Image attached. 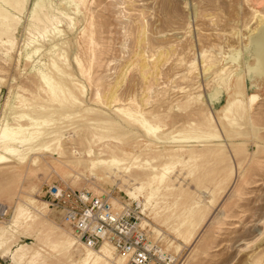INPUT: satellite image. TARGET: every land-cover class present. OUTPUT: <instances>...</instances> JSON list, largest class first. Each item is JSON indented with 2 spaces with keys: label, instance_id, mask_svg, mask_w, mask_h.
<instances>
[{
  "label": "rangeland",
  "instance_id": "1",
  "mask_svg": "<svg viewBox=\"0 0 264 264\" xmlns=\"http://www.w3.org/2000/svg\"><path fill=\"white\" fill-rule=\"evenodd\" d=\"M33 2L28 0L26 14L19 16L22 26L14 51L8 56L0 51V115L4 111L10 118L26 114L39 121L48 117L49 124L42 129L59 132L63 138L61 148L53 142L49 150L27 156L23 165H31L35 175L27 177L14 159L0 165V207L8 210L0 226L10 225L18 203L30 211V200L48 208L31 237L24 229L18 230L19 240L12 241L16 244L11 251L22 244L41 249L44 260L37 264L79 260V255L62 244L54 248L64 239L61 233L77 239L61 214L48 206L47 189L60 186L105 195L113 205H120L116 209L134 210L148 242L164 250L171 264H253L259 248L264 264V81L255 70L258 62L250 45L256 34L252 31L257 26L264 29V22L257 25L258 16L264 17V0H90L85 21L77 23V17H82L71 14L76 31L62 28L65 43L47 38L28 49L26 26ZM33 47L39 48L35 55L30 52ZM237 53L241 56L234 61ZM222 67L225 75L243 76L245 94L259 96L258 102L248 106L246 95L243 114L233 120L224 119L222 113L228 95L215 87ZM207 68L210 72H205ZM36 71L61 78L75 97L71 101L67 96L61 107L51 102ZM213 91L219 92L214 105L209 98ZM121 109L139 114L160 129L150 134L142 122L127 123ZM95 113L120 122L118 136L126 144L127 163L133 169L141 172L150 165L168 164L174 190L155 193L149 205L145 199L148 189L135 201L128 197L127 191L139 187L133 179L113 175L94 179L72 166L84 158L86 149L95 151L100 146L80 139V126ZM198 114L212 117L215 137L207 140L203 137L209 132L193 131L200 121ZM22 124L29 126L30 121ZM190 135L202 137L181 141ZM170 152H176L174 158L155 156ZM54 159L67 163L69 173ZM143 204L147 205L145 213ZM189 210L195 212L192 219H188ZM112 256L122 257L114 250Z\"/></svg>",
  "mask_w": 264,
  "mask_h": 264
},
{
  "label": "bare ground",
  "instance_id": "2",
  "mask_svg": "<svg viewBox=\"0 0 264 264\" xmlns=\"http://www.w3.org/2000/svg\"><path fill=\"white\" fill-rule=\"evenodd\" d=\"M89 1L90 0H34V2L32 3V7L28 12L29 13L28 24L26 26V35H28V38L25 43L26 48L30 49L31 46H33L36 43L39 44V42L41 41L45 42L47 38H51V41H55V42L56 40L61 42L64 41L63 37L65 36L64 33L65 31L62 30V28L66 27L69 31H71V33H73V30H75L76 28V22H75L76 20L71 16V14H73L74 16L76 15V17L77 16L82 17V18L77 17V23H81L82 21H85L83 19L84 14L85 12L87 13L88 11H90L88 8ZM27 5H28V0H0V51L1 52L3 51L2 54L5 56L10 55L11 51L12 50L14 51L15 49V48L13 49V47L16 42V33L18 32L19 28L22 26V20L19 18V16L26 14V11L28 10ZM82 10L85 11L82 12ZM258 18L260 19V21L259 23H257V25L258 24L263 25L264 17L258 16ZM252 32L253 33L256 32V34L250 40L251 43L250 45L253 54L258 62V65L256 66L255 70L262 74V81H264V29L262 27L257 26V28L254 29ZM69 40L70 42L72 41L71 39ZM30 52L32 55H35L39 52V48L33 47ZM31 54L27 56V60L31 58L30 57ZM204 56L205 55L202 54L203 62L205 60ZM239 56H241L240 53H237L236 57L233 60L237 61V58ZM61 61L62 60H60L59 63H62ZM207 61L209 66L210 61L209 60ZM76 63L81 69L82 74H84L81 61L79 59H76ZM52 65L57 71H59L58 67H56L55 62ZM202 65L204 66L206 64H202ZM40 69L42 70V68ZM209 70L210 68L209 69L207 68L205 72ZM228 71L230 72L231 70ZM225 72H226V68L224 67H222L218 72L219 75L216 72L219 78L218 81H216L215 87L220 91L225 92L228 95V100L224 105H222V113L224 114L223 116L224 119L232 118L233 120L235 116H241L243 114L245 110L243 98H245L247 94H245L243 76L241 74H236L232 76V74L228 75L229 73H227L226 76ZM38 73L40 80L43 82L45 87L43 88V91L46 93V95L48 96L51 102L58 103V105L61 107L66 105L65 103L67 102V96L71 98V101L72 98L75 97V96L73 97L74 94L72 90L69 88V86L66 83H64V81L61 78L59 77L56 78L42 71H38ZM214 74L215 73H213V75ZM217 76L213 78L215 79L217 78ZM210 93L211 94L209 95V98H213L212 103L214 105L215 103H217L215 96L219 92L213 91V93L212 92ZM258 98L259 96L257 94L247 95V103H248L247 105L251 106L255 104L256 101L258 102L259 100ZM74 103L75 101L73 102V104ZM205 106L207 105L205 104ZM8 108L9 111H12V108H10L9 105ZM121 111H122L121 115L123 118H126L127 123L129 121L133 123L142 122L145 128L148 130V133L150 134H155L160 129V127L151 125L150 122L140 118L139 114L133 113L131 111H127L125 109H121ZM4 112L2 113L3 115H0V165H7L11 163L13 159L17 160L21 164L20 168L26 170L27 171L26 176L29 177L30 175L33 174L31 165L30 166L23 165L27 156L30 154H35L38 151L49 150L50 149L49 145L53 142L56 144V146H59L61 148L62 147L61 138L63 137L62 135L58 134L59 132H46L42 129L43 126L49 124V121L47 120L48 117L42 118L41 121L30 118L26 114H21L13 118H10L9 115L7 116V114H4ZM85 112L88 113L89 111L86 110ZM200 114H198L200 121L198 125H195L193 131L197 132V134L204 132V135L209 132L208 135H205V137H203L206 138L207 140L210 137H215L216 134L215 133L213 134V132L215 131H213L214 128H212V120H211L212 117L211 116L205 117V115L207 114L206 113L205 115L203 114L204 117L202 116L203 117L202 118ZM91 117L92 118H90L88 121H86L83 125L80 126V129L83 131V134L80 137V139L84 140L87 144L93 143L95 147L97 145L100 146L95 151L92 149V147L86 149L84 153L85 154L84 158H78L76 160V163L74 164L70 163L72 166H75L76 169H79L83 172H87L94 179H98L100 178V176L108 178L109 176L112 175L121 176L124 178V180L133 179L138 183L139 187H137L133 191H127L128 197L135 201L140 198L144 190L148 189L150 192L147 194L145 199L149 205L151 199L153 198V196H155L154 195L155 193L160 191L170 192L174 190V187H176L174 184L175 180H173L172 178L170 179V175L168 172L170 171L171 167L168 164L151 166L148 163L150 166L141 169V172H138L139 171L138 168L133 169L131 163H127V161L130 158V154L127 151L128 150L127 147H125L126 144L124 145L122 143L123 142L122 138L118 136L119 134H121L120 131L122 130L121 125L119 124L120 122L104 119L102 114L95 113ZM26 119L30 121L29 126H25L22 124V122H24ZM91 121H93L94 123H89ZM234 125L235 124H233L232 126ZM95 131H97V133ZM196 136L190 135L188 137L182 138L184 140L181 141L192 140V139L199 140L202 137V135L200 137L197 136V138ZM175 153L176 152H170L167 155L158 153L155 156L160 160L166 157L167 159L168 157L169 159H171L175 157L174 155ZM52 161L61 163L62 169L69 173L70 167L69 165H67V163L55 159ZM133 161L135 162L136 160L134 159ZM35 162L36 161L34 160V164ZM161 167L162 170H159L161 169ZM29 202L30 205L33 206L32 208L33 211H30V209H27L23 205L18 203L14 208L10 225H8L7 227L0 226V256L2 258H8L12 264H37L44 260L43 255L41 253L42 250L38 248L36 249L35 247L30 246L28 244L18 245L14 250L11 251L12 245L16 244L15 242L19 240L18 237L20 235L19 236L15 235L17 234L18 230L24 229V232H28L29 233L28 236L31 237L34 234V229H33L34 226H36L38 222L41 221V218L43 216H46L45 213L48 208L45 204L37 205L36 202L32 200H30ZM115 205L120 206L117 202H115ZM144 206L145 208L142 211L145 213L147 205ZM187 215H188V219H192V217L195 216V212L190 211L188 212ZM187 220H185L184 222H186ZM157 232L158 234H161L160 231ZM59 236L60 237L62 236V238L64 239L61 242L55 243L54 248L59 244H62L67 251L69 250V252L71 251L79 255V260L76 261L74 264H126L125 258L123 257L114 258L112 256L113 248L108 244H103L100 249L92 251L87 249L84 245H82L78 239L74 238L73 236L67 233H61ZM34 237H37V239L39 238L37 233ZM257 250L261 251L260 248ZM158 251L160 254L166 255L164 250L158 249ZM259 251H257V259L254 261L253 264H262L263 262V257L258 256L260 254V253L258 254ZM252 255L254 254H251V256L250 255L249 256L253 259Z\"/></svg>",
  "mask_w": 264,
  "mask_h": 264
},
{
  "label": "built area",
  "instance_id": "3",
  "mask_svg": "<svg viewBox=\"0 0 264 264\" xmlns=\"http://www.w3.org/2000/svg\"><path fill=\"white\" fill-rule=\"evenodd\" d=\"M46 197L48 206L61 214L64 224L87 249L95 251L108 244L128 264H171L166 255L148 242L131 208L118 210L108 196H93L60 186H50ZM7 215L8 210L1 206L0 219Z\"/></svg>",
  "mask_w": 264,
  "mask_h": 264
},
{
  "label": "crops",
  "instance_id": "4",
  "mask_svg": "<svg viewBox=\"0 0 264 264\" xmlns=\"http://www.w3.org/2000/svg\"><path fill=\"white\" fill-rule=\"evenodd\" d=\"M7 260H8V258H2L0 256V264H12L10 260H9L10 262H8Z\"/></svg>",
  "mask_w": 264,
  "mask_h": 264
}]
</instances>
